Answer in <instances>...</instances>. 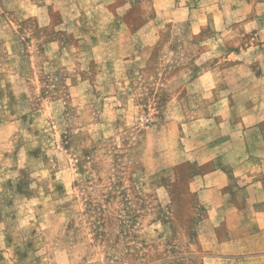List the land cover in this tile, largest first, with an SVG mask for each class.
<instances>
[{
  "label": "rangeland",
  "instance_id": "rangeland-1",
  "mask_svg": "<svg viewBox=\"0 0 264 264\" xmlns=\"http://www.w3.org/2000/svg\"><path fill=\"white\" fill-rule=\"evenodd\" d=\"M254 73L264 0H0V264H252L188 179Z\"/></svg>",
  "mask_w": 264,
  "mask_h": 264
},
{
  "label": "crops",
  "instance_id": "crops-1",
  "mask_svg": "<svg viewBox=\"0 0 264 264\" xmlns=\"http://www.w3.org/2000/svg\"><path fill=\"white\" fill-rule=\"evenodd\" d=\"M263 79L254 73L245 86L248 97L231 104L242 111L216 122L212 144L191 148L197 171L188 183L200 208L197 245L219 260L264 264Z\"/></svg>",
  "mask_w": 264,
  "mask_h": 264
}]
</instances>
